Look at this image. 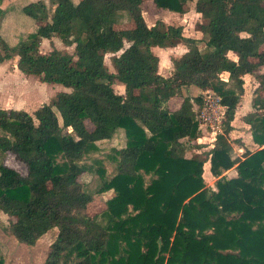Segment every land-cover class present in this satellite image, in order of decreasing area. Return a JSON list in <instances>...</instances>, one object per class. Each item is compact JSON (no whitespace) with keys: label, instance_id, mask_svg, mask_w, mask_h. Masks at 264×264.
Listing matches in <instances>:
<instances>
[{"label":"trees","instance_id":"trees-1","mask_svg":"<svg viewBox=\"0 0 264 264\" xmlns=\"http://www.w3.org/2000/svg\"><path fill=\"white\" fill-rule=\"evenodd\" d=\"M50 1L51 14L43 0L22 7L43 23L19 45L0 35V63L16 58L24 75L68 88L31 112L0 108V154L11 152L25 166L22 174L0 162L7 231L32 245L56 227L43 264H264V100L257 97L264 92V0H151L178 14L194 1L203 20L199 39L161 19L148 25L145 0ZM118 11L128 12L132 28L113 27ZM52 37L73 45V54L55 47L40 52L42 39ZM198 40L209 50L201 52ZM178 43L186 50L171 60L172 72L158 73L152 47ZM107 53L113 72L104 63ZM245 74L257 83L251 107L260 114L248 112L243 120L258 149L243 145L234 157L228 135ZM189 86L212 89L226 106L222 132L208 152L212 187L202 176L205 159L184 154L182 139L199 136L201 97L183 95ZM177 96L181 102L170 110ZM118 128L126 141L113 151L116 170L107 177L97 167L99 184L89 191L79 182L89 168L80 161ZM234 165L236 176L222 175ZM109 191L104 209L89 215L94 196Z\"/></svg>","mask_w":264,"mask_h":264},{"label":"rangeland","instance_id":"rangeland-1","mask_svg":"<svg viewBox=\"0 0 264 264\" xmlns=\"http://www.w3.org/2000/svg\"><path fill=\"white\" fill-rule=\"evenodd\" d=\"M31 1L35 0H0V7L2 10V13L0 14V35L10 46L19 45L26 39L27 35L34 30L37 24L43 23L37 22L23 13L22 7ZM43 1L46 5L48 14H51L53 4L50 0ZM193 3L194 1L186 2L182 14L158 9L151 0H145L141 5V9L144 20L148 25H151L157 19H161L166 25H180L183 34L195 38L200 36V32L197 30V24L203 20L195 12ZM112 20L114 23L113 27L116 29H126L134 26L127 11L116 12L112 17ZM197 44L201 52L209 50V47L204 44L203 40H198ZM124 45L126 46L127 43L125 42ZM177 46L184 47L182 43H178ZM52 47L69 54H73L74 52L73 45L65 46L58 37H52L50 40L42 39L39 45V50L42 53H46ZM173 53L174 54L167 55L164 53V50L162 51V48L157 49L160 66H163L171 72L173 70L171 60L176 59L181 55V48H177ZM112 56V53H107L104 57V63L110 72L114 71L111 61ZM229 57L233 58L232 54H229ZM15 63L16 58H12L0 65V108H20L31 112L40 104L49 102L56 92L68 90L67 87H64L61 84H49L42 82L37 76L24 75L17 69ZM224 76L225 74L223 77ZM243 81V95L236 107L237 114L236 116L234 115L235 120H233L235 129L230 131L228 135L232 146V156L234 157L243 154L244 149L241 147L243 145L249 151H255L258 149V145L252 141L249 125H245L243 120V115L248 112L255 111V113L260 114V111L251 107V101L255 97V94L253 93L254 80L253 77H246ZM232 86V81H229L228 87ZM113 88L116 93L123 92V86L121 85L114 83ZM200 91L201 89L195 86H189L183 88L182 93L183 95L196 96L200 95ZM257 97L264 100V92H257ZM2 101H5V103ZM180 101L181 97L177 96L171 98L169 100V109L173 110L177 108ZM85 125L89 130L92 129V125L89 121H85ZM125 141L126 137L123 129L118 128L111 138L96 142V150L88 152L82 157L80 163L89 167L88 170L79 177V182L85 189L94 191L98 186L99 179L95 172L97 167L104 168L107 177H110L115 172L116 164L112 159V156H114L113 151L114 149L123 147ZM201 141L206 142L197 143L195 140L186 141L185 139H182L184 154L185 156L197 155L200 158L205 159L202 176L205 184L212 187L216 179V177L209 171L210 164L208 152L212 144H208L207 138H203ZM0 162L10 165L18 172L25 174L24 164L21 162H15L9 155L0 154ZM111 194L112 192L109 191L95 195L93 200L87 205L86 212L89 215H93L103 210L105 206L104 200L110 197ZM8 221V216L0 211V254L3 256L4 261L6 260L7 264H43L48 247L57 233V228H49L34 244L27 245L17 241L7 231L6 228L8 226Z\"/></svg>","mask_w":264,"mask_h":264},{"label":"built area","instance_id":"built-area-1","mask_svg":"<svg viewBox=\"0 0 264 264\" xmlns=\"http://www.w3.org/2000/svg\"><path fill=\"white\" fill-rule=\"evenodd\" d=\"M200 97V104L196 106L199 136L195 142H206L201 139L207 138L211 145L216 135L222 132L226 106L221 103L220 96L210 88L202 89Z\"/></svg>","mask_w":264,"mask_h":264},{"label":"crops","instance_id":"crops-1","mask_svg":"<svg viewBox=\"0 0 264 264\" xmlns=\"http://www.w3.org/2000/svg\"><path fill=\"white\" fill-rule=\"evenodd\" d=\"M195 38H200V36L199 37H195ZM178 45V44H177ZM172 46V47H164V48H162V51L164 50V53L165 54H174L173 52H174V50H177V48H181V54L186 50V47L184 46V47H181V46ZM158 48H160V47H152V50L157 54V49ZM229 54H232L231 52H229L228 53V55ZM158 56V55H157ZM232 56H233V59H234V55L232 54ZM158 58H159V56H158ZM232 58V57H231ZM6 62V61H5ZM4 62V63H5ZM3 62L2 63H0V65L1 64H4ZM170 70H168V69H166V68H164L163 66H160V61H158V73H160V74H162V75H164V76H166L168 73L170 74L171 73V71L169 72ZM168 74V75H169ZM246 77H252L250 74H245L244 76H243V79L244 78H246ZM249 80H251V79H249ZM254 80V79H253ZM254 82V84H253V90L255 89V87H256V85H257V83L255 82V80L253 81ZM242 97V96H241ZM3 102V101H2ZM181 102V101H180ZM3 103H5V101L3 102ZM2 103V104H3ZM180 104V103H179ZM179 106V105H178ZM5 108V107H4ZM25 110V109H24ZM236 110H235V116H236ZM236 118V117H235ZM233 120H235L234 118H233ZM233 120H232V122H231V125H232V130L231 131H233L234 129H235V125H234V123H233ZM245 125H246V123H244ZM6 155H9V156H11L12 157V159H14V155L11 153V152H6L5 153ZM239 157H241V156H239ZM14 161L15 162H17V163H19L18 161H16L15 159H14ZM5 165H7V164H5ZM7 166H9V167H11L10 165H7ZM12 168V167H11ZM222 175H225L226 177H234V176H236L237 175V172H236V168H235V165L233 166V167H231L230 169H228V170H226V171H224V172H222ZM4 264H7V262H6V260L4 261Z\"/></svg>","mask_w":264,"mask_h":264},{"label":"water","instance_id":"water-1","mask_svg":"<svg viewBox=\"0 0 264 264\" xmlns=\"http://www.w3.org/2000/svg\"><path fill=\"white\" fill-rule=\"evenodd\" d=\"M158 249H160V245H159Z\"/></svg>","mask_w":264,"mask_h":264}]
</instances>
